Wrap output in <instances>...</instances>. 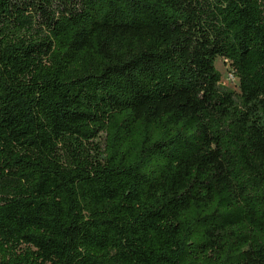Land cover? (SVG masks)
Masks as SVG:
<instances>
[{
	"label": "trees",
	"instance_id": "1",
	"mask_svg": "<svg viewBox=\"0 0 264 264\" xmlns=\"http://www.w3.org/2000/svg\"><path fill=\"white\" fill-rule=\"evenodd\" d=\"M0 264H264V0H0Z\"/></svg>",
	"mask_w": 264,
	"mask_h": 264
},
{
	"label": "rangeland",
	"instance_id": "2",
	"mask_svg": "<svg viewBox=\"0 0 264 264\" xmlns=\"http://www.w3.org/2000/svg\"><path fill=\"white\" fill-rule=\"evenodd\" d=\"M216 67L221 72V83L223 86H226L227 88H230L232 90H235L239 92V83L238 79L235 77H231V65L230 63L223 59L218 58L216 61Z\"/></svg>",
	"mask_w": 264,
	"mask_h": 264
},
{
	"label": "built area",
	"instance_id": "3",
	"mask_svg": "<svg viewBox=\"0 0 264 264\" xmlns=\"http://www.w3.org/2000/svg\"><path fill=\"white\" fill-rule=\"evenodd\" d=\"M231 77H234V75L231 73Z\"/></svg>",
	"mask_w": 264,
	"mask_h": 264
}]
</instances>
